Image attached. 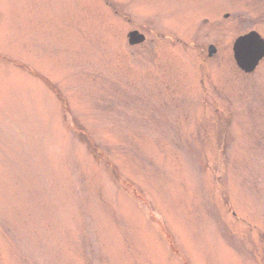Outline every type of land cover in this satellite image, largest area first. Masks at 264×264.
Masks as SVG:
<instances>
[{
  "label": "rangeland",
  "instance_id": "374dc122",
  "mask_svg": "<svg viewBox=\"0 0 264 264\" xmlns=\"http://www.w3.org/2000/svg\"><path fill=\"white\" fill-rule=\"evenodd\" d=\"M252 31L264 0H0V264H264Z\"/></svg>",
  "mask_w": 264,
  "mask_h": 264
},
{
  "label": "water",
  "instance_id": "95a60500",
  "mask_svg": "<svg viewBox=\"0 0 264 264\" xmlns=\"http://www.w3.org/2000/svg\"><path fill=\"white\" fill-rule=\"evenodd\" d=\"M137 32L129 34L130 42L137 43L142 39H136ZM142 38V37H141ZM216 54V48H209V57ZM234 59L239 69L247 74L253 73L264 59V40L256 32H251L239 37L233 46Z\"/></svg>",
  "mask_w": 264,
  "mask_h": 264
}]
</instances>
